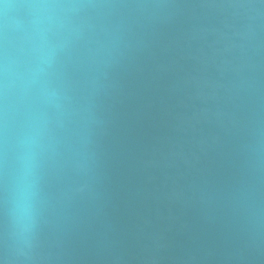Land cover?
Returning <instances> with one entry per match:
<instances>
[{"label": "water", "instance_id": "obj_1", "mask_svg": "<svg viewBox=\"0 0 264 264\" xmlns=\"http://www.w3.org/2000/svg\"><path fill=\"white\" fill-rule=\"evenodd\" d=\"M0 264H264V0H0Z\"/></svg>", "mask_w": 264, "mask_h": 264}]
</instances>
